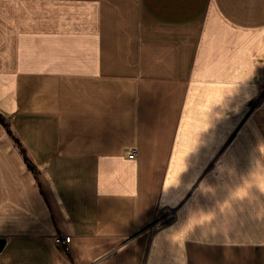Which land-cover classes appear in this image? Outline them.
<instances>
[{
  "label": "crops",
  "instance_id": "obj_1",
  "mask_svg": "<svg viewBox=\"0 0 264 264\" xmlns=\"http://www.w3.org/2000/svg\"><path fill=\"white\" fill-rule=\"evenodd\" d=\"M0 113V264H264V0H0Z\"/></svg>",
  "mask_w": 264,
  "mask_h": 264
},
{
  "label": "trees",
  "instance_id": "obj_2",
  "mask_svg": "<svg viewBox=\"0 0 264 264\" xmlns=\"http://www.w3.org/2000/svg\"><path fill=\"white\" fill-rule=\"evenodd\" d=\"M0 123L4 126V128L6 129L7 133L9 134V136H11L13 138V140L15 141V143H17L19 149H20V152L23 156V159L27 165V167L31 170L32 173L36 174V169H35V166H33L30 161L28 160V158L26 157L25 155V152H24V149L22 148L20 142L12 135L10 129H9V126H8V123H7V120L6 118L0 113Z\"/></svg>",
  "mask_w": 264,
  "mask_h": 264
},
{
  "label": "built area",
  "instance_id": "obj_3",
  "mask_svg": "<svg viewBox=\"0 0 264 264\" xmlns=\"http://www.w3.org/2000/svg\"><path fill=\"white\" fill-rule=\"evenodd\" d=\"M130 155H132V154H130ZM69 239H70L69 236H64V237L62 238L63 242H65V243L69 242Z\"/></svg>",
  "mask_w": 264,
  "mask_h": 264
},
{
  "label": "water",
  "instance_id": "obj_4",
  "mask_svg": "<svg viewBox=\"0 0 264 264\" xmlns=\"http://www.w3.org/2000/svg\"><path fill=\"white\" fill-rule=\"evenodd\" d=\"M2 244H3V240H0V249H1Z\"/></svg>",
  "mask_w": 264,
  "mask_h": 264
}]
</instances>
